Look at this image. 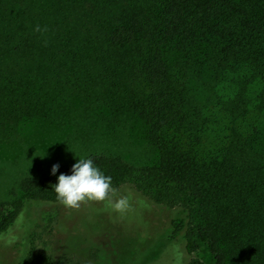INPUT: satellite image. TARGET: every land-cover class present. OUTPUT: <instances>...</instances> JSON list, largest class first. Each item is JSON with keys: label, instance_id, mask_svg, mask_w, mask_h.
Listing matches in <instances>:
<instances>
[{"label": "trees", "instance_id": "trees-1", "mask_svg": "<svg viewBox=\"0 0 264 264\" xmlns=\"http://www.w3.org/2000/svg\"><path fill=\"white\" fill-rule=\"evenodd\" d=\"M33 120L85 150L123 190L110 199L171 212L181 264H202L199 244L211 264H264V0H0V147ZM132 124L154 163L98 147ZM72 166L0 204V264H89L35 252L34 224L11 234L35 204L74 210L52 188Z\"/></svg>", "mask_w": 264, "mask_h": 264}, {"label": "rangeland", "instance_id": "rangeland-1", "mask_svg": "<svg viewBox=\"0 0 264 264\" xmlns=\"http://www.w3.org/2000/svg\"><path fill=\"white\" fill-rule=\"evenodd\" d=\"M124 134L114 141L104 140L105 147H98L111 150L131 164L155 162L156 155L148 147L139 126L130 125ZM68 138L66 133L43 121L23 124L17 139L0 147V204L21 198L19 186L24 178H44L52 173L53 165L62 168L84 159L87 154L81 151L85 150L77 144H68ZM122 194L123 190H119L112 195ZM126 197L131 208L122 215L106 207V202L101 205L82 202L84 206L71 212L62 208L65 213L69 212L66 217L59 206L35 204L27 209V217L20 218L18 225L11 228V234L14 236L19 229L24 238L34 224L35 252L56 258L72 255L89 264H181V260L178 262L175 258L176 251L182 255L184 263L183 245L169 241L172 229L163 222L173 217L172 213L164 208L152 210L151 203L140 197ZM54 220H61L60 227L58 223L54 225ZM9 250L13 251V246L6 248L11 253ZM196 258L202 264H211L203 244H199ZM20 259L3 264H18Z\"/></svg>", "mask_w": 264, "mask_h": 264}, {"label": "clouds", "instance_id": "clouds-1", "mask_svg": "<svg viewBox=\"0 0 264 264\" xmlns=\"http://www.w3.org/2000/svg\"><path fill=\"white\" fill-rule=\"evenodd\" d=\"M34 31L43 33L47 31V28L42 29L37 25ZM58 168L59 165H53V175ZM111 185L112 178L94 167L91 159H79L72 166V175H59L58 183L52 188L57 200L68 209H78L81 203L86 201L106 202V207L122 215L131 208L129 198L125 196L115 201L110 199V193L116 192Z\"/></svg>", "mask_w": 264, "mask_h": 264}]
</instances>
